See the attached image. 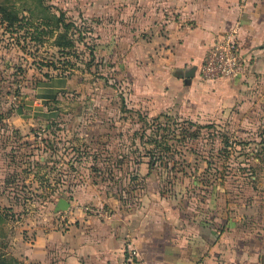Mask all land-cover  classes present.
I'll return each mask as SVG.
<instances>
[{
	"label": "rangeland",
	"instance_id": "1",
	"mask_svg": "<svg viewBox=\"0 0 264 264\" xmlns=\"http://www.w3.org/2000/svg\"><path fill=\"white\" fill-rule=\"evenodd\" d=\"M168 1L27 0L34 16L17 28L0 25V254L5 242L24 238L25 225L54 217L51 206L72 200L90 173L110 191L140 198L142 184L131 177L142 165L168 196L177 191L176 200L200 206L220 194L246 205L242 225L264 228V112L253 106L252 114L237 108L191 121L166 101L167 113L162 69L126 62L167 18ZM63 32L72 45L57 47Z\"/></svg>",
	"mask_w": 264,
	"mask_h": 264
},
{
	"label": "crops",
	"instance_id": "2",
	"mask_svg": "<svg viewBox=\"0 0 264 264\" xmlns=\"http://www.w3.org/2000/svg\"><path fill=\"white\" fill-rule=\"evenodd\" d=\"M167 4L168 16L153 24L150 39L139 40L126 54L128 65L142 61L162 69L158 74L168 90L159 104L165 112L191 121L216 120L237 108L252 114L253 106L264 112V0ZM229 32L236 33L244 73L233 80H202L199 68L207 52ZM40 117H49L48 111L40 109ZM124 160V154L115 159ZM94 175L76 186L65 210L55 212L52 205L54 217L25 225L24 238L5 242L3 253L24 264H133V251L148 264H264V228L242 225L237 216L246 205L220 194L200 206L185 195L183 202L176 200L177 191L163 193L160 177L145 165L131 177L142 184L140 198H128L123 189L110 191L92 181Z\"/></svg>",
	"mask_w": 264,
	"mask_h": 264
},
{
	"label": "built area",
	"instance_id": "3",
	"mask_svg": "<svg viewBox=\"0 0 264 264\" xmlns=\"http://www.w3.org/2000/svg\"><path fill=\"white\" fill-rule=\"evenodd\" d=\"M244 66L245 59L241 54L236 33L229 32L207 52L199 72L201 79L206 82L233 80L244 73ZM131 255L135 257L133 264H148L137 258L134 251Z\"/></svg>",
	"mask_w": 264,
	"mask_h": 264
},
{
	"label": "trees",
	"instance_id": "4",
	"mask_svg": "<svg viewBox=\"0 0 264 264\" xmlns=\"http://www.w3.org/2000/svg\"><path fill=\"white\" fill-rule=\"evenodd\" d=\"M42 1L43 0H36V3L40 5ZM17 2H20V4L17 5L16 4ZM25 3H27V0H13V1L0 0V25L5 26L6 29H10L13 27L17 28L16 24L21 21H24L26 19L25 17L26 14L30 15V17L34 16L35 9L31 6L29 7L25 6ZM28 5H31V4H28ZM19 12H21V14H19ZM39 13H42V11L39 10ZM61 16L55 17L54 15H52V18H56L55 24L61 21ZM42 23L43 22H41L40 24ZM45 26L47 27L48 23H44V27ZM65 28L67 29L68 26H65ZM34 31H38V28H35ZM41 32H44V31H41ZM56 39L57 40H56L55 45L57 47L72 45L71 41L67 40L66 32L58 34ZM0 264H24V263L14 258L13 256H8L6 254H0Z\"/></svg>",
	"mask_w": 264,
	"mask_h": 264
},
{
	"label": "water",
	"instance_id": "5",
	"mask_svg": "<svg viewBox=\"0 0 264 264\" xmlns=\"http://www.w3.org/2000/svg\"><path fill=\"white\" fill-rule=\"evenodd\" d=\"M193 76V70L189 71L188 73L185 74V77L187 80ZM68 207V202L64 198H60L57 203V208L56 211L59 210H65Z\"/></svg>",
	"mask_w": 264,
	"mask_h": 264
}]
</instances>
